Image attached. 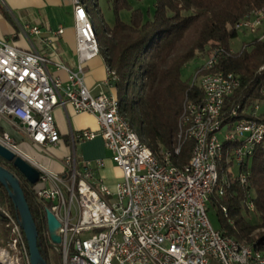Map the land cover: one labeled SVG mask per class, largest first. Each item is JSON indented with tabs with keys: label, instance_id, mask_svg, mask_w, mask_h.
Listing matches in <instances>:
<instances>
[{
	"label": "built area",
	"instance_id": "obj_1",
	"mask_svg": "<svg viewBox=\"0 0 264 264\" xmlns=\"http://www.w3.org/2000/svg\"><path fill=\"white\" fill-rule=\"evenodd\" d=\"M74 5L78 70L56 65L67 71L66 84L50 72L52 61L47 55L21 50L0 39V117L21 130L33 145L46 148L60 144L56 109L72 107L77 114L89 113L98 119L97 132H71L62 174L28 159L40 172L37 198L49 206L61 224L63 264H264L250 258L249 249L232 247L227 236L217 232L204 203L207 182L212 178L208 176L207 156H213L224 129L223 139L247 142L246 150L232 151L230 169L237 167L236 180L247 185V156L255 153L264 140V121L257 118L260 105L248 109L236 128L223 126V119L232 114L223 112L225 102L233 95V87H240V80L198 81L200 71L208 66L217 68L223 57L209 54L207 63L196 73L197 81L191 84L202 91L203 86H211L201 109L193 110L197 112L193 123L196 158L191 160L195 175L157 169L154 160L140 151L117 120L113 95L94 96L86 86L85 65L96 56ZM26 30L41 34L38 27L28 26ZM51 43L48 39L47 44ZM105 85L114 88L112 76H107ZM183 122L184 116L180 126ZM98 137H102L111 160L122 173L114 190L97 177L105 168V160H85L78 152L80 144ZM207 137H214V145H207ZM0 143L23 156L9 134L0 137ZM178 147L181 149L180 143ZM248 203L251 209V201ZM17 221L18 256L14 264H31Z\"/></svg>",
	"mask_w": 264,
	"mask_h": 264
},
{
	"label": "trees",
	"instance_id": "obj_2",
	"mask_svg": "<svg viewBox=\"0 0 264 264\" xmlns=\"http://www.w3.org/2000/svg\"><path fill=\"white\" fill-rule=\"evenodd\" d=\"M82 1L92 17L99 7L98 0ZM108 4L116 15L113 26L102 27L94 22L100 55L107 68L116 73L114 88L121 112L135 130L142 128L140 134L152 154L163 158L170 153L172 165L191 166L195 143L185 137L180 142L179 134L186 103L201 105L204 100L197 85L183 80L184 68L197 57L222 51L223 57L213 71L231 73L240 80V87L227 98L223 109L226 115L236 110L239 115L231 114L225 122L244 119L247 108L264 103V39L255 38L240 51L232 52V41L239 34L236 26L264 10V0H156L151 20L142 11L134 10L129 0H108ZM124 10L131 12L130 24L120 18ZM257 118L264 121V113ZM179 143L181 149L176 153ZM0 166L20 181L38 230V247L43 258L48 264H62V247L50 238L47 221L50 208L37 198L38 185H31L12 163L2 158ZM230 169L231 162L220 163L216 192L208 202L217 210L218 230L264 255V142L247 159V185L237 181ZM6 213L18 218L8 190L0 183L3 249H8L11 241ZM27 248L29 251L28 243Z\"/></svg>",
	"mask_w": 264,
	"mask_h": 264
},
{
	"label": "crops",
	"instance_id": "obj_3",
	"mask_svg": "<svg viewBox=\"0 0 264 264\" xmlns=\"http://www.w3.org/2000/svg\"><path fill=\"white\" fill-rule=\"evenodd\" d=\"M74 3V0H0V39L7 40L21 50H36L47 55L52 61L49 70L55 69L57 77L66 84L69 76L67 71L56 65L60 64L71 71L78 70ZM262 25L257 33L260 37L264 35V22ZM28 26L38 27L41 34L39 36L32 34L26 30ZM60 29L64 30L63 34L58 33ZM48 39L52 42L49 45ZM232 51L236 52L233 48ZM84 74L85 84L94 96L101 94L117 96L115 88L105 85L107 66L101 55L87 63ZM55 121L62 137L60 144L40 148L50 150L54 158L42 160L43 164H39L25 157L55 174H62L64 172L62 161L68 151V138L71 132L83 130L97 132L99 124L95 115L77 114L72 107L66 110L56 109ZM17 131L18 129L13 127L8 119L0 117V137L9 134L16 141L17 147L22 146L24 151L31 155V148L35 145L23 132H19L21 137L16 135ZM78 152L85 160H105V168L97 173V177L112 190L116 188L122 173L111 160V154L106 149L102 137L80 144Z\"/></svg>",
	"mask_w": 264,
	"mask_h": 264
},
{
	"label": "bare ground",
	"instance_id": "obj_4",
	"mask_svg": "<svg viewBox=\"0 0 264 264\" xmlns=\"http://www.w3.org/2000/svg\"><path fill=\"white\" fill-rule=\"evenodd\" d=\"M74 2L78 6V12L80 17H82V22L84 23V30L87 36V39L91 42V48L93 50V55L96 57L100 56L101 45L97 37V32L95 28V23L88 12L85 4L82 0H74ZM255 18V25H262L264 22V10L258 11L254 13L252 16L248 17L246 21L238 24L236 26L237 29L247 28L249 25L253 26L251 23V19ZM254 27V26H253ZM252 27V28H253ZM256 27V26H255ZM222 52V51H221ZM221 52L215 51L213 55H220ZM223 54V53H222ZM225 56V55H224ZM229 56V55H228ZM207 63V62H206ZM216 66H208L206 67L207 74L205 75H198V81H218L222 80V78H232L239 80L234 74H225L221 71H213L215 70ZM204 74V73H203ZM107 76H112L113 80L116 79V73L111 71L107 68ZM197 76L195 77L194 81H196ZM239 87H233V94ZM211 93V86H203V94H204V101H206V94ZM114 98V114L124 126L126 132L129 133V137L131 140L135 142V145H139L140 151H142L147 156H150L152 160H154L155 166L157 169L163 170L164 172H174L177 175L181 176H193L195 175V168L191 166L185 167H177L171 164L170 156L171 154H165L163 158L161 156H157L152 154L149 151L148 145L146 140L141 136L140 132L135 130L134 126L130 123V121L125 117V115L121 112L120 108V101L116 95H113ZM201 109V105H197L196 103L189 101L185 105V112H184V121L183 125L181 126V133L182 139L185 137L188 140L194 139V129L193 123H196L197 120V112H193V110ZM238 111H234L232 116H238ZM244 119L239 120H229L225 122L223 119V126H227V128H236L239 122H243ZM264 142V140H262ZM207 145H214V137H207ZM247 149V142H239V140H230V139H222V141L218 142V146L216 149H213V156H207V169H208V176H212L209 178V182H207V188L205 189L204 195V203L206 204V210L208 212L207 204L209 202L210 197L216 192V188L219 182V165L223 160H226L227 163L231 162L232 151L238 150H246ZM180 151L179 147L176 149V153ZM254 153H250L247 156V159L250 158ZM196 158V151L193 152L192 160ZM248 183V180H247ZM219 194H223V191H219ZM226 212V210H225ZM8 218V227L11 231V241L9 243L8 249L2 248V254L5 258L12 259L11 263H17V256H18V243L17 239V232H18V221L17 218H14L11 214L6 213ZM220 235H223L219 230H217ZM230 245L232 247H240L243 249H249V255L252 259H257L260 261H264V255L262 252L256 250L252 246L242 244L232 238L227 237Z\"/></svg>",
	"mask_w": 264,
	"mask_h": 264
},
{
	"label": "rangeland",
	"instance_id": "obj_5",
	"mask_svg": "<svg viewBox=\"0 0 264 264\" xmlns=\"http://www.w3.org/2000/svg\"><path fill=\"white\" fill-rule=\"evenodd\" d=\"M131 7L134 10H140L143 12V14L145 15V18L147 20H151L153 19L154 16V12H155V6H156V0H129ZM98 8L96 10V12L94 14H92V19L93 21H97L99 22V24L102 27H105L106 25L109 26H113L115 19H116V15L113 12V10L110 8L109 4H108V0H98ZM120 18L121 20L126 23V24H130L131 22V12L128 10H124L120 13ZM251 23L253 24V26L255 25V18L251 19ZM249 25V27L247 28H242L239 30V34L238 37L232 41V48L237 52L240 51L245 44L250 43L251 41H253L255 38H259L260 36H257L259 30L263 27V25H255L254 27ZM253 27V28H252ZM262 39H264V35L262 37H260ZM102 44V43H101ZM233 53H235L234 51H232ZM207 56L208 55H204V56H200L197 57L196 59H194L193 61H191L183 70V80L188 82L190 85L192 84V81H194L195 77L197 76V72L203 67V65L207 62ZM102 57V56H101ZM87 65V64H86ZM85 65V66H86ZM51 73L57 77L58 73L56 72L55 69H50ZM197 81V79H196ZM203 92V91H202ZM249 109V108H247ZM259 113H264V103L260 105L259 107ZM138 131L142 133V128H138ZM18 133H16V135H18L19 137H21V130L17 131ZM224 132L225 129L223 130L222 134H219L220 138L223 139L224 137ZM21 135V136H20ZM19 152L26 157L31 158L32 160L36 161L37 163H42V160L45 159H51L54 158L53 153L50 150L47 149H40L38 147L33 146L31 148L30 154L26 151H24L22 146L18 147ZM28 153V154H27ZM238 168L236 167L234 169L233 175H238ZM228 174V171H227ZM115 176L118 177L117 174H115ZM114 190V189H113ZM217 194V193H216ZM207 208L209 209L208 212V217L209 220L212 224V226L215 229H219L220 225H219V220L217 217V210L210 204H207ZM2 248L0 247V264H12V257L10 258H5V256H3L2 254ZM63 264V263H62Z\"/></svg>",
	"mask_w": 264,
	"mask_h": 264
},
{
	"label": "water",
	"instance_id": "obj_6",
	"mask_svg": "<svg viewBox=\"0 0 264 264\" xmlns=\"http://www.w3.org/2000/svg\"><path fill=\"white\" fill-rule=\"evenodd\" d=\"M15 122L22 125L17 118H15ZM0 158L8 163H12L31 185L35 186L39 183V170L28 159L14 153L1 143ZM0 183L8 190L9 196L18 211L20 226L25 234L29 247L30 263L48 264L38 247V230L19 179L9 170L0 166ZM47 221L52 242L55 245L60 246L62 243V237L60 235L61 224L50 210L47 211Z\"/></svg>",
	"mask_w": 264,
	"mask_h": 264
}]
</instances>
